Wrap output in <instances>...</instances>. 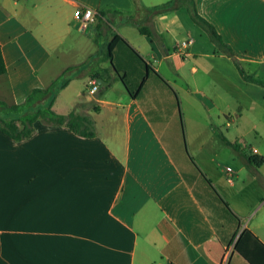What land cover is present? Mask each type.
<instances>
[{"label":"crops","instance_id":"obj_1","mask_svg":"<svg viewBox=\"0 0 264 264\" xmlns=\"http://www.w3.org/2000/svg\"><path fill=\"white\" fill-rule=\"evenodd\" d=\"M127 4L0 0L7 104L45 89L115 35L124 39L111 63H99L101 96L88 92L97 76L83 66L52 103L59 114L88 115L93 137L40 120L22 141L0 131V264H248L228 253L233 236L247 229L264 244V163L250 170L223 140L264 157L254 146L264 141V86L244 79L190 12L264 81V0H175L166 11ZM79 7L96 12L85 31Z\"/></svg>","mask_w":264,"mask_h":264},{"label":"trees","instance_id":"obj_2","mask_svg":"<svg viewBox=\"0 0 264 264\" xmlns=\"http://www.w3.org/2000/svg\"><path fill=\"white\" fill-rule=\"evenodd\" d=\"M174 3L175 0H172L155 6L154 9L166 11L172 9L174 7ZM190 12L194 21L206 30L211 38L220 45L224 54L233 60L244 79L264 86V81L257 80L252 76L247 75L242 70L237 62L233 49L229 45L222 42L220 36L216 33L211 24L197 15L193 8H190ZM138 30L141 34L149 36V32L145 28L138 27ZM118 41H124V39L115 35L113 39L107 43L104 51L101 53L98 52L97 54L89 57L81 66L68 67L45 89H34L23 103L7 104L0 100V131L15 141H22L32 136L34 133V122L40 120L48 125L64 126L72 133L81 137H93L95 135L94 123L88 115L79 114L75 112L74 109L67 114H59L52 109L53 99L56 92L59 89L64 88L69 83L71 79L70 73L75 68H81L83 66L91 68V78L102 75L101 73L103 70L99 67V63L104 61H109L111 63L112 49ZM5 73L6 66L0 48V76ZM115 74L125 85L124 74H120L117 70H115ZM110 81L111 80L109 79V82ZM103 89L104 87L102 90L97 92L98 96H101ZM47 97L50 98L45 106L37 108L34 106L37 101ZM93 110L97 111L98 108L93 106ZM223 140L226 144L238 152L250 170H257L264 163V157L256 154H248L244 148L239 145L229 142L224 138ZM235 235L229 243L233 246L232 251L241 256L248 264H264V244L247 229H243L234 240Z\"/></svg>","mask_w":264,"mask_h":264},{"label":"rangeland","instance_id":"obj_3","mask_svg":"<svg viewBox=\"0 0 264 264\" xmlns=\"http://www.w3.org/2000/svg\"><path fill=\"white\" fill-rule=\"evenodd\" d=\"M98 0H93V2H97ZM102 1V5L103 7H110V9L112 10V8L116 9V7H119L120 9H125L127 7V0H101ZM148 3H155L154 5H158V4H164V3H167L169 1H172V0H146ZM129 2V0H128ZM135 34L139 37V38H143V37H140V35H138V33L136 31H134ZM141 40H144V39H141ZM81 89V84L79 83V81L73 83L71 85V89H70V92H71V96L74 97V95L77 93L78 90ZM84 95L88 96V94L84 91ZM54 100V99H53ZM61 100V99H60ZM59 99L55 101V104L57 105V108L59 109L62 102L60 101ZM55 108V109H57ZM258 117L260 120L263 121V118H264V109H260V114L258 113ZM224 133L226 130H224ZM234 130H232L233 132ZM254 146L256 148H258L260 151H262L264 153V141H262L260 139L259 142H257V144L255 143ZM227 166L231 167V164H228ZM262 170V173L264 175V165L262 166L261 168ZM233 249V246H230L228 247L227 251H231ZM230 251L228 253H230Z\"/></svg>","mask_w":264,"mask_h":264},{"label":"built area","instance_id":"obj_4","mask_svg":"<svg viewBox=\"0 0 264 264\" xmlns=\"http://www.w3.org/2000/svg\"><path fill=\"white\" fill-rule=\"evenodd\" d=\"M96 12L88 7H79L74 11V18L79 21V26L82 30H87L91 23L94 22ZM193 42L192 38H187L179 43V46L186 48L189 44ZM98 86L95 84L94 80L90 82V87L88 92L90 94L96 93Z\"/></svg>","mask_w":264,"mask_h":264},{"label":"water","instance_id":"obj_5","mask_svg":"<svg viewBox=\"0 0 264 264\" xmlns=\"http://www.w3.org/2000/svg\"><path fill=\"white\" fill-rule=\"evenodd\" d=\"M94 82H95V84H96L97 86H100V85H104V84H106V82L103 81L99 76H97V77L95 78Z\"/></svg>","mask_w":264,"mask_h":264}]
</instances>
